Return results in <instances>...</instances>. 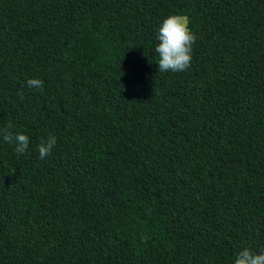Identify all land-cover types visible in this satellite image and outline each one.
Masks as SVG:
<instances>
[{"label": "trees", "instance_id": "obj_1", "mask_svg": "<svg viewBox=\"0 0 264 264\" xmlns=\"http://www.w3.org/2000/svg\"><path fill=\"white\" fill-rule=\"evenodd\" d=\"M170 14L197 37L184 72L158 70ZM5 128L29 147L0 136V264L264 251V0H0Z\"/></svg>", "mask_w": 264, "mask_h": 264}, {"label": "clouds", "instance_id": "obj_2", "mask_svg": "<svg viewBox=\"0 0 264 264\" xmlns=\"http://www.w3.org/2000/svg\"><path fill=\"white\" fill-rule=\"evenodd\" d=\"M189 18L182 14L168 15L157 29L156 40L158 41L155 52L158 54L159 72H184L191 66L193 45L196 35L190 28ZM43 81L29 79L27 85L30 88H42ZM22 98V94H21ZM9 128L11 125L8 126ZM0 136L5 143L15 144L14 151L23 155L29 147V137L23 133H15L7 128L0 129ZM56 137L49 135L47 140L41 139L37 146L40 159H44L52 152L56 144ZM234 264H264V251L254 253L250 248H243L236 254Z\"/></svg>", "mask_w": 264, "mask_h": 264}]
</instances>
